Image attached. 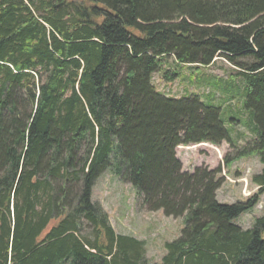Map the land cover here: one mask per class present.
<instances>
[{
    "label": "trees",
    "instance_id": "16d2710c",
    "mask_svg": "<svg viewBox=\"0 0 264 264\" xmlns=\"http://www.w3.org/2000/svg\"><path fill=\"white\" fill-rule=\"evenodd\" d=\"M180 66L226 60L244 87L258 191L221 204V168L184 172L180 146H236L241 111L160 93ZM112 171L147 212L184 221L161 264H264V0H0V264H153L92 201Z\"/></svg>",
    "mask_w": 264,
    "mask_h": 264
},
{
    "label": "rangeland",
    "instance_id": "374dc122",
    "mask_svg": "<svg viewBox=\"0 0 264 264\" xmlns=\"http://www.w3.org/2000/svg\"><path fill=\"white\" fill-rule=\"evenodd\" d=\"M163 69L177 70L179 74L172 82L164 80L161 73L153 76L154 85L163 95L175 99L195 95L205 102L208 95H214L216 104L241 111L239 122L230 128L236 141L235 147L228 144H222L220 147L211 144L180 146L176 153L184 172L193 173L196 168L202 166L211 170L221 168L222 173L219 177L223 179V185L217 192L221 204L245 202L258 191L252 178L262 173L263 165L258 157H249L235 161L230 169L226 167V157L233 159L239 150L251 144L256 138L251 129L244 124L248 119L242 108L244 87L240 79L231 78L235 68L221 58L212 66L198 69L195 66L178 67L174 59L169 58ZM92 201L100 204L108 214L116 234L145 241L146 257L153 264L162 263L165 243L177 240L185 226L182 218H169L162 211L155 213L143 209L136 190L130 184L121 181L112 171H106L96 181ZM263 212L264 194L261 196L260 204L238 217L234 224L242 229H250Z\"/></svg>",
    "mask_w": 264,
    "mask_h": 264
},
{
    "label": "built area",
    "instance_id": "2783aa9c",
    "mask_svg": "<svg viewBox=\"0 0 264 264\" xmlns=\"http://www.w3.org/2000/svg\"><path fill=\"white\" fill-rule=\"evenodd\" d=\"M246 189H244V193H245Z\"/></svg>",
    "mask_w": 264,
    "mask_h": 264
}]
</instances>
